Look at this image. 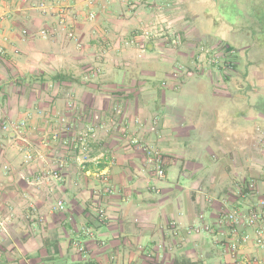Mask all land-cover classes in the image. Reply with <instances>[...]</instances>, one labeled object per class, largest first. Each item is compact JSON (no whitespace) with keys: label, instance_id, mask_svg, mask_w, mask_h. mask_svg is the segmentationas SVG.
I'll return each mask as SVG.
<instances>
[{"label":"crops","instance_id":"1","mask_svg":"<svg viewBox=\"0 0 264 264\" xmlns=\"http://www.w3.org/2000/svg\"><path fill=\"white\" fill-rule=\"evenodd\" d=\"M214 1L171 0L173 46L144 40L150 12L124 0H0V264H235L218 219L239 207L240 181L263 177L264 0H237L262 10L237 35L209 12ZM202 45L228 48L232 65L216 66ZM61 118L73 132L94 128L84 152L64 147ZM22 121L21 133L3 127ZM132 140L160 152L163 178ZM54 169L61 181H36ZM102 169L112 194L90 174ZM200 215L211 233L186 234ZM241 252L264 263L251 244Z\"/></svg>","mask_w":264,"mask_h":264},{"label":"built area","instance_id":"2","mask_svg":"<svg viewBox=\"0 0 264 264\" xmlns=\"http://www.w3.org/2000/svg\"><path fill=\"white\" fill-rule=\"evenodd\" d=\"M93 1L90 2V4ZM132 8L147 9L150 12L149 17L143 22L140 28L141 37L144 40H156V39H167L170 44L176 46L180 42V37L174 30L173 22L169 20L167 11L171 7V0H124ZM46 3L41 1L39 7L44 9ZM89 19L94 18V13L88 14ZM42 38L46 37L45 30L40 32ZM226 49V50H225ZM224 50H217L214 48H201V51L210 56L211 61L216 66L225 65L223 61V55H231L232 52L228 51L227 48ZM223 50V51H222ZM3 50L0 48V53ZM222 54V55H221ZM184 70L178 68L177 73ZM99 70L97 69V73ZM60 123L63 131L71 133V137L66 139L63 143L64 147L68 151H81L84 152L88 148V139L94 138V128L87 127L77 132L72 131V126L61 118ZM5 129L9 128L15 133H21L25 128V122H19L16 124H5ZM259 144L264 154V130L259 132ZM51 139L56 140L57 134L54 133ZM132 144L137 145L138 148L143 151L146 155L149 166L155 172L157 178H163L164 173L161 169L162 156L157 149L152 146H145L139 144L137 140H132ZM25 160H32L31 154L25 155ZM87 161L82 160L79 164V168L87 173ZM94 165L98 164V160L93 161ZM262 179L251 178L248 180L240 181L237 184L235 191L237 196L240 198V205L234 209L226 210L221 213L218 219V225L226 230L227 236L230 238L228 243V249L231 252L235 264H264L262 261L255 257H248L241 251L248 244H251L255 249L260 250L264 253V159L261 165ZM99 183L103 191L107 194L113 193V187L110 184V178L108 172L104 169L96 170L90 173ZM54 179L57 182L61 181V176L58 169L54 170H43L37 177L36 181L39 184H43L45 181ZM53 210L62 211L64 210V203L57 201L53 207ZM97 216L100 220H105L106 214L103 210H98ZM203 216L198 217L199 223L186 228V234L188 235H200L202 233L209 234L212 228L209 224L203 222ZM175 232L178 230L174 229ZM74 247L78 253L86 254L84 245L79 241H74ZM162 247L159 246V249ZM139 252H143L148 260L153 261L155 252L153 250H145L143 247L138 248ZM154 264V263H152Z\"/></svg>","mask_w":264,"mask_h":264},{"label":"rangeland","instance_id":"3","mask_svg":"<svg viewBox=\"0 0 264 264\" xmlns=\"http://www.w3.org/2000/svg\"><path fill=\"white\" fill-rule=\"evenodd\" d=\"M214 2H215L214 3L215 4V8L212 9L210 7L211 9L209 8L208 10H209L210 13L214 12V13H217V15L219 14L222 18L225 19V21L229 20L230 25H228L229 23H227L226 24V26H227L226 28L223 27L222 25L219 26V27H223L222 30L224 32H229L230 34L233 33V34L237 35V34H242L243 32L250 30L249 27H251V26H249V25H252V24H249V23H252L255 11L256 12L258 11V14L262 15V10H259V9L258 10H254V8L252 7L253 3L245 5V3L242 4V2L238 3L237 0L236 1L235 0H228V1H226L225 4L222 3L223 0H215ZM202 6H203L202 4L197 6V7H199L198 11H201L202 13H204L205 10L202 8ZM179 13L181 15H185L184 9L183 8L175 9L173 16H176ZM169 15L172 16V11H171V13ZM216 18L218 19V17H216ZM254 27H256V25ZM263 29H264V27H263ZM174 30L176 31V33L178 35L180 34V31L178 29H175V27H174ZM179 37H180V35H179ZM263 37H264V33H263ZM263 43H264V40H263ZM211 47L212 46H210V45H202L199 48H211ZM212 48L220 50L217 47H212ZM224 64L225 65L228 64L227 66H231L232 65V61H230L229 63L228 62H224ZM167 66H168V68H171L170 65H167ZM248 76H250L251 79L254 78V74H250ZM255 76H259V74H255ZM154 81L159 85V84H161L163 82L164 83L168 82V79L165 78V73L164 72H158L157 76L154 78ZM260 108H263V104H260Z\"/></svg>","mask_w":264,"mask_h":264},{"label":"trees","instance_id":"4","mask_svg":"<svg viewBox=\"0 0 264 264\" xmlns=\"http://www.w3.org/2000/svg\"><path fill=\"white\" fill-rule=\"evenodd\" d=\"M263 27H264V25L262 26L261 31L264 33V29H263ZM227 50H228V48H227ZM228 51H229V50H228ZM58 77H59V76H54V77H51L49 80H50V81H56V80H59Z\"/></svg>","mask_w":264,"mask_h":264}]
</instances>
